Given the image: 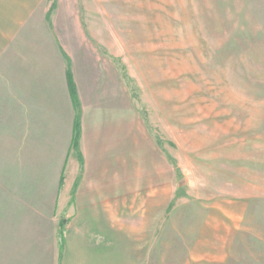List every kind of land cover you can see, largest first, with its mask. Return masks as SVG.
I'll return each instance as SVG.
<instances>
[{"label": "rangeland", "instance_id": "374dc122", "mask_svg": "<svg viewBox=\"0 0 264 264\" xmlns=\"http://www.w3.org/2000/svg\"><path fill=\"white\" fill-rule=\"evenodd\" d=\"M49 2L131 96L135 201L151 236L166 209L167 263L185 208L194 264H264V0Z\"/></svg>", "mask_w": 264, "mask_h": 264}, {"label": "crops", "instance_id": "0c3cea01", "mask_svg": "<svg viewBox=\"0 0 264 264\" xmlns=\"http://www.w3.org/2000/svg\"><path fill=\"white\" fill-rule=\"evenodd\" d=\"M52 7L0 0V264H169L166 209L151 236L149 190L135 201L131 94ZM180 210L174 262L194 264Z\"/></svg>", "mask_w": 264, "mask_h": 264}, {"label": "trees", "instance_id": "16d2710c", "mask_svg": "<svg viewBox=\"0 0 264 264\" xmlns=\"http://www.w3.org/2000/svg\"><path fill=\"white\" fill-rule=\"evenodd\" d=\"M76 137H78V134H77V136ZM77 141V140H76Z\"/></svg>", "mask_w": 264, "mask_h": 264}]
</instances>
